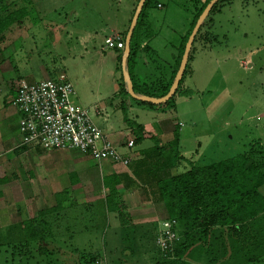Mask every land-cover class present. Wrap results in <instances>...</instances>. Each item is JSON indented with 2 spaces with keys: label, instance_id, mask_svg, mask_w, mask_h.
Masks as SVG:
<instances>
[{
  "label": "rangeland",
  "instance_id": "obj_1",
  "mask_svg": "<svg viewBox=\"0 0 264 264\" xmlns=\"http://www.w3.org/2000/svg\"><path fill=\"white\" fill-rule=\"evenodd\" d=\"M156 1L162 3L163 7L158 8L153 4L146 10L155 32L150 39V46L155 49V54L152 52L151 59L147 54L146 62L141 68V79L146 80L159 75L156 66L159 63L162 66V60L171 51L169 43L174 42V31L180 24L189 22L190 18L187 16L192 7L190 1ZM15 2L25 6L27 13L21 25H15L4 33L3 40H0V58L8 55L6 59L14 73L39 81L43 78V69L65 72L70 80L90 76L92 63L89 55L82 57L79 36L84 33L91 35L88 50L94 49L99 53L101 47H107V36L111 34L109 29H99L101 23H109L115 15H126L127 7L131 8L133 0H122V3L117 0ZM217 8V11L205 16L200 32L192 43L185 76L180 90L172 100L173 107L162 111L154 106L156 109L147 111L150 108L144 106L147 110L141 108L137 113L139 120L153 121L161 117L176 122L178 141L175 149L185 158L181 161L184 165H188V161L208 164L222 160L242 153L255 140L264 141V0H222ZM209 21V30L204 32ZM246 59L252 64L250 67L246 65ZM8 71L0 72L2 96L8 91ZM121 73L118 70L116 75L123 77ZM138 103L135 107L142 105L141 102ZM89 115L92 119L90 113ZM129 116L132 118V113ZM93 119L97 124V118L94 116ZM152 144L151 139H145L142 145L136 144L135 148H146ZM104 161H101L102 171L106 168ZM64 193L73 199L74 204L67 210V217L59 230L56 229L57 242L51 247L58 248L59 263L53 258L54 264H74L76 248L80 252L99 250L101 254H105L109 244L118 246V234L114 230L118 227V219L116 216L112 217L113 213L104 210L102 214L105 220H102L105 228L102 229L100 212L103 209H97V198L92 203L89 202L95 194L83 192L72 195L69 189ZM46 197L44 201L28 202L27 209H23V205L19 206L24 211L19 213V220L27 218V215L33 217L39 209L53 205V195ZM0 204L3 209L12 211L16 207L7 200ZM82 204H90L93 209L85 210ZM2 218L4 222L3 215ZM152 221L157 223L155 217L149 220ZM86 223L89 229L91 226L93 229L83 230ZM107 225L109 226L106 227ZM3 229L0 228L1 231ZM1 238L3 237L0 236V264H49L48 259L37 256H19L12 245L2 242ZM111 255L110 258L119 257L118 249L112 251ZM150 255L153 253L142 252L138 262L151 264ZM97 261L98 264H112L105 257Z\"/></svg>",
  "mask_w": 264,
  "mask_h": 264
},
{
  "label": "trees",
  "instance_id": "obj_2",
  "mask_svg": "<svg viewBox=\"0 0 264 264\" xmlns=\"http://www.w3.org/2000/svg\"><path fill=\"white\" fill-rule=\"evenodd\" d=\"M15 1L0 0V40H3L4 33L10 28L21 25L26 16L25 6L16 4ZM188 1L192 3L193 8L191 18L187 30L179 38L171 70L166 75L164 71L167 61L162 60V66H159L160 63L156 66L159 75L147 80L141 79V68L146 62V55L151 59L152 52L155 54L154 50L149 51L150 39L155 32L146 10L153 4L156 5V1H144L131 35L130 52L125 61L136 94L160 97L167 92L188 35L197 17L209 2H182ZM221 1L215 2L209 13L215 11ZM202 24L196 35L200 32ZM126 31L121 34L123 43ZM143 42L144 47L139 49ZM189 59L190 53L188 61ZM137 62L139 66L134 73L132 67ZM187 66L188 62L176 92L180 90ZM116 68L121 71V54L117 57ZM121 79L122 77L120 92L128 94ZM174 95L161 104L145 103L158 106L164 111L173 107ZM129 124L134 133V144L140 142L143 139L142 125L132 121ZM150 138L153 145L140 151L143 158L133 164V175L140 184L146 185L143 187L145 190L150 191V198L157 208V218L175 220L173 229L177 240L171 250L161 251L155 246L156 222H132L116 189L122 181L129 179L126 174L109 173L102 176V186L106 188L107 193L97 198L96 202L97 209H103L100 212L101 220H105L102 214L104 210L113 213L118 219V227L114 228L118 234V246L109 244L105 254H101L99 250L80 252L73 248L77 253L74 264H98L97 260L104 257L112 264H140L138 261L142 252L153 253L150 255L151 264H264V141L255 140L242 153L222 160L208 164L188 161V165H184L181 161L185 158L175 149L178 141L176 129L174 139L167 143L159 144L156 137ZM130 181L135 183L133 179ZM64 192L67 190L54 193V204L39 209L33 217L1 227L4 228V231L0 230V236L3 237L1 241L11 244L19 256H37L48 259L49 264H54L52 259L55 258L59 263L58 248L51 246L57 242L56 229L59 230L67 217V210L74 204L73 199L65 196ZM90 204L81 206L85 210H91L93 207L90 208ZM103 220L100 223L102 229L105 228ZM87 225L88 223L83 230L93 229V226L89 229ZM117 249L119 257L110 258L112 251Z\"/></svg>",
  "mask_w": 264,
  "mask_h": 264
},
{
  "label": "crops",
  "instance_id": "obj_3",
  "mask_svg": "<svg viewBox=\"0 0 264 264\" xmlns=\"http://www.w3.org/2000/svg\"><path fill=\"white\" fill-rule=\"evenodd\" d=\"M117 2L122 3V0H117ZM137 2L138 0H133L131 8L127 7L126 15L121 17L115 15L109 23H101L99 29H109L108 31L111 33L107 38L112 34L121 36L122 31L128 29L127 27L129 26ZM156 7L162 8L163 4L156 1ZM192 9L191 7L190 14L187 16L189 18H191ZM217 10L218 8L215 11ZM187 24L185 22L178 26L177 30L174 31V42L169 43L171 51L166 58L167 64L164 71L166 75H168L169 70L172 68L179 38L187 30ZM209 24L210 21L206 23L204 32L209 30ZM91 39L92 37L88 33L79 36L78 43L82 47V57L89 55L93 70H90V76L84 75L79 79L70 80L67 76L72 81L75 90L71 96V101L74 104L86 107L92 119L94 116L97 118V124L93 119L95 125L100 128L108 140L117 146V149L123 155L129 157L130 165H114L109 161H104L106 168L102 171V163H97L88 154L66 149L44 150L36 144H21L18 129L19 113L12 104L15 87L19 80L26 82H36L37 80L32 79L30 76L24 77L18 75L17 72V74L14 73L11 64L6 59L8 55L6 56L5 54L0 58V72H7L8 70L10 72L8 71L7 78L8 91L3 96L0 91V203L7 200L14 203L16 207L12 211V209H3L0 204V228L18 222L20 218L19 213H23V209H27L28 202L44 201L47 198L46 196L63 190L69 189L72 195L83 192L95 194V197L89 201L92 203L95 198L102 197L107 193L106 188L102 186V176L109 173L126 174L129 179V181L127 179L122 181V183L116 186V189L133 223H148L149 220L155 217L157 229L158 222L161 221V219L157 218V208L155 202L150 198V191L145 190L143 187H146V185L140 184L133 175V169L135 168L133 164L143 158L140 151L145 149H136L135 145H142L145 139L152 140L151 136L156 137L159 144L172 141L175 136V128H178V125L174 120H170L169 118L161 119L159 117V119L153 121L152 119L139 120L138 110L150 108L147 111H151L153 110L152 108L156 109V107L137 100L129 94L120 92L121 81L120 76L116 75L118 71L116 66L117 57L119 54H122L123 48L103 46L99 53L94 49L89 51L88 45L91 46ZM144 45V42L141 43L139 49H142ZM149 47V51H155L151 46ZM0 54H2L1 50ZM246 65L248 67L252 65L249 59H246ZM138 66V62L134 64L132 72L136 73ZM42 74V79H46L54 78L58 72H50L43 69ZM121 80L126 90L123 77ZM131 98L135 101H132ZM138 102H141L142 105L135 107V104H139ZM144 106L147 107L145 108ZM129 113H132V118L129 116ZM131 121L142 125L143 139L140 142H136L131 148H127L125 145L126 140L131 137L134 138L132 126L129 124ZM132 179L135 180V183L130 181ZM125 183L127 184L125 185ZM100 192L102 193L100 194ZM22 205L24 206L23 209L19 207ZM2 215L5 217L4 222ZM112 217H115V215L113 214ZM27 218H29L28 215Z\"/></svg>",
  "mask_w": 264,
  "mask_h": 264
},
{
  "label": "built area",
  "instance_id": "obj_4",
  "mask_svg": "<svg viewBox=\"0 0 264 264\" xmlns=\"http://www.w3.org/2000/svg\"><path fill=\"white\" fill-rule=\"evenodd\" d=\"M120 35L107 38V47L123 48ZM74 86L64 72L54 78L36 82L19 80L16 83L12 104L19 113L18 129L21 144H36L44 150H76L91 156L97 162L109 161L127 166L128 156L123 155L95 125L89 110L71 101ZM131 148L134 138L126 140ZM175 220L158 222L155 243L161 251L171 250L177 234Z\"/></svg>",
  "mask_w": 264,
  "mask_h": 264
},
{
  "label": "water",
  "instance_id": "obj_5",
  "mask_svg": "<svg viewBox=\"0 0 264 264\" xmlns=\"http://www.w3.org/2000/svg\"><path fill=\"white\" fill-rule=\"evenodd\" d=\"M144 1L145 0H138L136 7L134 9L133 15L131 17L128 29H127L126 34L124 36V46H123V50H122V54H121V72H122L123 80H124L125 85H126L127 93L131 97H133L137 100L143 101V102H147V103L157 105V104H161V103L165 102L166 100H168L176 92V89L178 87V84H179L182 76H183L184 70H185L187 62H188L190 49H191L193 40L195 38V35H196L202 21L204 20L205 16L209 13L213 4L215 2H217L218 0H209V2L205 5L203 10L201 11L199 16L197 17L195 24H194L190 34L188 35V38H187L185 44H184V49H183V52H182V55L180 58V62H179L178 68L174 74V77L172 79V82H171L167 92L160 97H153V96H148V95H143V94H140V95L136 94L133 91L132 82H131V79L129 77L126 65H125L126 58L130 52L131 35H132L133 29L136 25V22H137L139 14H140V11L142 9V6L144 4Z\"/></svg>",
  "mask_w": 264,
  "mask_h": 264
}]
</instances>
